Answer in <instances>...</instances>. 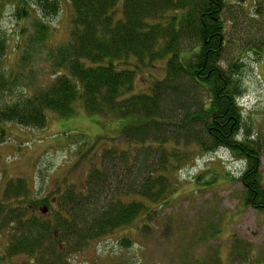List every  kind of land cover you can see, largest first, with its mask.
Masks as SVG:
<instances>
[{
  "label": "trees",
  "instance_id": "1",
  "mask_svg": "<svg viewBox=\"0 0 264 264\" xmlns=\"http://www.w3.org/2000/svg\"><path fill=\"white\" fill-rule=\"evenodd\" d=\"M7 1L16 4L20 18L35 16L32 44L45 41L47 20L59 14L63 3ZM67 2L72 8L69 38L46 55L53 72L48 82L34 81L20 91L27 74L5 64L8 45L0 37V144L6 141L7 125L45 128L47 110L70 116L81 99L88 113L120 121L122 146L106 149L100 166L81 185L65 181L55 198L43 194L35 199L26 178L10 179L0 196V236L8 240L0 264H73L72 258L92 242L117 230L128 246L133 236L125 232L149 226L151 216L173 199L174 170L181 169L189 153L170 152L169 142L193 143L205 154L224 148L243 160L239 179L245 205L264 211L262 144L239 102L245 90L243 63L236 57L227 67L221 64L231 41L226 12L237 3ZM262 45L253 51L259 55ZM185 52L191 55L183 58ZM157 62L165 64L164 78L154 77L146 91L135 90L138 77L150 76L149 66ZM41 203L45 207L38 211Z\"/></svg>",
  "mask_w": 264,
  "mask_h": 264
},
{
  "label": "rangeland",
  "instance_id": "2",
  "mask_svg": "<svg viewBox=\"0 0 264 264\" xmlns=\"http://www.w3.org/2000/svg\"><path fill=\"white\" fill-rule=\"evenodd\" d=\"M230 2L237 5L226 12L231 41L221 64L227 67L236 57L243 63L245 90L239 102L254 138L262 144L264 175V45L259 55L253 51L264 43V0ZM15 5L0 0V37L8 45L5 64L27 74L21 81L22 91L28 83L50 80L53 72L46 55L69 38L72 8L63 0L59 14L47 20L45 41L32 44L35 16L20 18ZM189 55L191 52H185L182 57ZM149 68L150 76H139L136 81L138 92L148 90L154 77L162 79L166 74L163 62ZM75 108L66 117L47 110L45 128L7 125L6 141L0 144V196L10 179L23 177L32 186L35 199L43 194L55 198L65 181L81 185L92 168L100 166L106 149L122 146L117 118L88 113L81 99ZM165 146L170 152L189 153L181 169L174 170L177 187L173 199L159 207L149 226L125 232L133 236L128 246L122 244V230H117L92 242L72 258L73 264H264V211L245 205L239 179L243 160L224 148L205 154L193 143L169 142ZM170 160L175 161L171 154ZM40 207L45 205L41 203L38 211ZM7 242L0 236V253Z\"/></svg>",
  "mask_w": 264,
  "mask_h": 264
},
{
  "label": "water",
  "instance_id": "3",
  "mask_svg": "<svg viewBox=\"0 0 264 264\" xmlns=\"http://www.w3.org/2000/svg\"><path fill=\"white\" fill-rule=\"evenodd\" d=\"M43 212L46 213L47 212V208H44Z\"/></svg>",
  "mask_w": 264,
  "mask_h": 264
}]
</instances>
